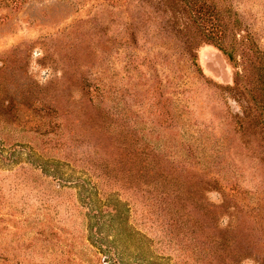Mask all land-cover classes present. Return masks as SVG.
Masks as SVG:
<instances>
[{"label":"rangeland","instance_id":"1","mask_svg":"<svg viewBox=\"0 0 264 264\" xmlns=\"http://www.w3.org/2000/svg\"><path fill=\"white\" fill-rule=\"evenodd\" d=\"M190 1L0 0V264H264V0Z\"/></svg>","mask_w":264,"mask_h":264},{"label":"trees","instance_id":"2","mask_svg":"<svg viewBox=\"0 0 264 264\" xmlns=\"http://www.w3.org/2000/svg\"><path fill=\"white\" fill-rule=\"evenodd\" d=\"M193 8H191L194 12H195V15H196V20L200 26L201 29H203L204 32H210L209 29V26H207V24L205 23V21H208L210 19H212L213 21H216L214 19V17L217 15L216 11L214 10L215 9V6L213 5V3L211 4H208V2H206L205 0H191L190 1ZM216 23H214L215 25ZM214 32H210L209 36L213 39L214 36H213ZM219 41H221L220 43H223V40L221 39H218ZM221 46V45H220ZM245 58H247L246 54H245V50L243 49L242 50ZM228 54V57L229 59L232 60V55L231 53L227 52Z\"/></svg>","mask_w":264,"mask_h":264}]
</instances>
